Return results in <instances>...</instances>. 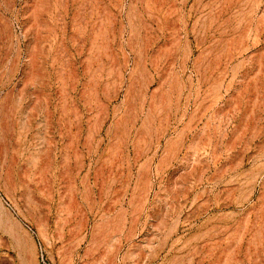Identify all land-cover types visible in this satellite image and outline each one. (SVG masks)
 <instances>
[{
	"label": "rangeland",
	"instance_id": "1",
	"mask_svg": "<svg viewBox=\"0 0 264 264\" xmlns=\"http://www.w3.org/2000/svg\"><path fill=\"white\" fill-rule=\"evenodd\" d=\"M0 264H264V0H0Z\"/></svg>",
	"mask_w": 264,
	"mask_h": 264
}]
</instances>
